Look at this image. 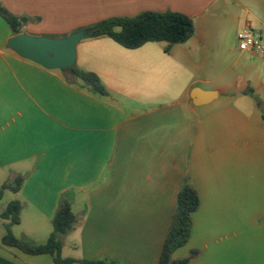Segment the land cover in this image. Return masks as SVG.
Instances as JSON below:
<instances>
[{"label": "crops", "instance_id": "obj_1", "mask_svg": "<svg viewBox=\"0 0 264 264\" xmlns=\"http://www.w3.org/2000/svg\"><path fill=\"white\" fill-rule=\"evenodd\" d=\"M0 4L28 19L21 33L33 36L66 37L145 11L181 12L194 22V36L168 55L156 43L131 50L86 38L78 68L99 76L108 91L100 95L9 50L14 35L0 16V188L25 178L19 192L5 190L0 213L20 202L16 238L45 244L66 197L77 217L58 235L69 264H159L189 180L201 203L190 240L173 258L196 251L190 264H264V55L240 50L238 40L251 29L264 43V0ZM195 89L213 95L196 104ZM9 223L0 218V264H56L52 255L5 245Z\"/></svg>", "mask_w": 264, "mask_h": 264}, {"label": "trees", "instance_id": "obj_2", "mask_svg": "<svg viewBox=\"0 0 264 264\" xmlns=\"http://www.w3.org/2000/svg\"><path fill=\"white\" fill-rule=\"evenodd\" d=\"M0 16L9 24L13 35L21 33L22 24L28 19L10 13L0 4ZM89 34L86 38L97 39L108 37L127 49H137L147 43H166L165 52H170L176 44L185 43L194 36V22L192 18L181 12L145 11L133 17H111L85 28ZM66 73L74 78H80L90 84L100 95H107L108 91L99 76L91 71H84L76 65ZM25 178L15 176L0 188V199L5 190L19 192ZM200 196L194 186L186 180L177 199V206L172 218L169 234L164 242L159 264H190L197 252L192 251L187 258L175 260L173 254L184 247L190 240L193 227V213L199 207ZM21 204L12 201L0 213V218L10 219L7 234L3 243L17 247L30 255L49 254L54 257L56 264H69L72 259L62 258L63 244L58 235L69 233L76 224L77 217L72 211L70 201L62 197L58 210L53 219L54 231L45 244L31 245L25 240L16 238L11 227L20 223ZM85 264H118L112 261H83Z\"/></svg>", "mask_w": 264, "mask_h": 264}, {"label": "water", "instance_id": "obj_3", "mask_svg": "<svg viewBox=\"0 0 264 264\" xmlns=\"http://www.w3.org/2000/svg\"><path fill=\"white\" fill-rule=\"evenodd\" d=\"M87 30H80L66 37L33 36L20 33L12 36L6 47L20 57L43 66L46 69L68 71L77 63V46L88 36ZM212 93H204L200 89L192 92L195 103L198 104Z\"/></svg>", "mask_w": 264, "mask_h": 264}, {"label": "built area", "instance_id": "obj_4", "mask_svg": "<svg viewBox=\"0 0 264 264\" xmlns=\"http://www.w3.org/2000/svg\"><path fill=\"white\" fill-rule=\"evenodd\" d=\"M238 40L240 50H251L258 55H264V43L260 33H255L251 29L241 30L238 33Z\"/></svg>", "mask_w": 264, "mask_h": 264}, {"label": "rangeland", "instance_id": "obj_5", "mask_svg": "<svg viewBox=\"0 0 264 264\" xmlns=\"http://www.w3.org/2000/svg\"><path fill=\"white\" fill-rule=\"evenodd\" d=\"M86 27H83L82 29H80V30H86L85 29ZM80 30H76V31H74V32H72V33H75V32H78V31H80ZM72 33H70V34H72ZM69 34V35H70ZM60 38V37H59ZM86 39V38H85ZM85 39H83L79 44H78V47H77V55H78V49L80 48H82V45L85 43L84 41H87V40H85ZM154 47H156V48H158L160 51H162V53L164 54V55H168V53L167 52H165V48H166V46H167V44L166 43H156V44H154L153 45ZM76 67L78 68L79 67V64L77 63L76 64ZM180 82L182 81L181 79H179V78H177ZM172 88H178V86H179V82L178 81H172V84L170 85ZM181 86V85H180ZM11 197H12V194H11Z\"/></svg>", "mask_w": 264, "mask_h": 264}]
</instances>
